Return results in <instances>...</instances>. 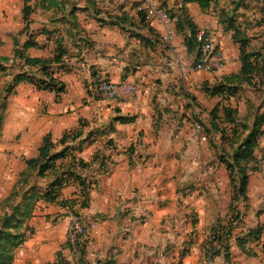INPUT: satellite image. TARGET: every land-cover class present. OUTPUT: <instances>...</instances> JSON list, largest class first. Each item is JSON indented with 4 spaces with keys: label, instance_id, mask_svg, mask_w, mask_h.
Segmentation results:
<instances>
[{
    "label": "crops",
    "instance_id": "crops-1",
    "mask_svg": "<svg viewBox=\"0 0 264 264\" xmlns=\"http://www.w3.org/2000/svg\"><path fill=\"white\" fill-rule=\"evenodd\" d=\"M58 1H65L64 6L59 2L46 9L42 4L47 2L32 0L29 29L20 34L22 27L13 33L6 43L9 54H0L13 56L15 37L22 48L29 34L35 33L38 46L24 52L50 58L56 49L55 37H63L67 54L56 76L65 90L58 94L27 81L15 85L6 95V134L14 139L16 154L24 157L20 176L28 171L26 160L39 156L46 136L56 144L52 153L69 147V154L58 159L54 169L43 176L38 169L33 171L30 183L46 188L72 167L75 175L91 184L87 206H82L87 192L73 179L60 188L56 201L38 202L34 216L27 221L36 227L41 245L33 264L52 263L59 252L67 261L80 264V253L67 243L72 211L87 223H96L85 237L86 264H206L201 245L191 243L189 250L185 240L197 223L205 227L216 220L226 197L218 188L223 180L215 174L224 165L215 161L221 135L212 130L210 116L224 96L210 89L242 68L240 44L232 37L234 27L250 38V50L264 53V0H210L205 8L197 0H159L175 17L173 50L162 38L163 25L139 14L140 0ZM226 12L235 20L231 27L223 22ZM183 13L224 49L227 63L219 71L192 69L199 48L188 50L185 41L191 32ZM53 30L52 36L44 32ZM23 71L42 76L39 68L16 58L0 77L10 85ZM101 77L115 82L136 79L141 93L133 102L98 98L90 90ZM253 82L248 85L250 90L243 85L246 95L240 97L247 98L244 102L232 101V96L223 101L237 108L238 104H253V86L264 92V72L254 75ZM253 110L242 120L250 127L262 113L257 104ZM196 115L203 118L206 130L191 124ZM119 116L130 121H116ZM71 130L79 132L78 138L59 143ZM80 159L88 163L86 167L79 165ZM231 200L232 195L225 207ZM145 209L150 211L146 222ZM191 213L198 214L199 222L192 221Z\"/></svg>",
    "mask_w": 264,
    "mask_h": 264
},
{
    "label": "trees",
    "instance_id": "trees-1",
    "mask_svg": "<svg viewBox=\"0 0 264 264\" xmlns=\"http://www.w3.org/2000/svg\"><path fill=\"white\" fill-rule=\"evenodd\" d=\"M31 1L32 0H23L22 13L24 28L20 31V34L26 32L29 29L30 17L34 11ZM43 1L47 2V4H42V7L46 9L57 6L59 2L63 6L65 3V1L63 2L58 0ZM197 1L204 8L210 6L211 4L210 0ZM168 10L170 11L175 23L174 14L170 9ZM138 12L143 19L148 18L143 11ZM183 16L191 32L185 41L188 50L192 51L196 47L200 49L199 42L197 41L196 37L199 28L189 19L185 13H183ZM224 17L226 18L223 20V22L226 23L227 26L231 27L234 25L235 20L233 16H230L228 12H226ZM44 32H49V35L52 36L56 30ZM232 37L234 42L240 44V60L242 63V68L239 73L226 75L224 77L225 82L222 81L216 83L211 87L210 90L213 94L224 96L223 99L210 111L212 118L211 127L213 131L220 133V135L223 137L226 134L227 128L221 127L218 120L230 125V140L232 143L233 152L227 156H222L220 159L221 162L225 164L227 172H229L228 176L232 185V193H240L241 195L245 196V198H247V189L250 181V166L252 163L257 162L258 160L256 149L261 136L264 134V112L258 113L256 115L255 122L253 126L250 127L246 122L238 121L237 117L239 114V109L231 103H224L223 100L225 98L230 99L231 96L235 97L244 84L254 85V75H259L264 72V53H258L250 50V38L238 27H234V33ZM54 41L56 43L54 55L50 58H39L30 57L24 52L28 48L38 46L35 33L29 34V39L23 44L22 48L18 47L19 40L17 37H15L13 56H0V72H5L7 70V65L12 59L19 58L23 60L25 64L31 67L39 68L42 76L37 77L28 71L18 73L15 76L13 83L8 86V92H11L15 85L22 81H27L36 86L38 89L54 91L58 94L65 90V84L56 76V74L61 67L63 68V58L67 54V48L64 45V39L61 35L55 37ZM1 44L2 40L0 39V46ZM199 55L200 50L198 58ZM115 120L126 123L130 121V118L119 116ZM79 135L80 134L78 131H68L63 135L59 143L65 144L69 139L75 140ZM55 145L56 144L52 141L50 136H46L44 138L43 144L39 148V156L26 160L28 171L21 174V178L17 181L14 191H12L9 195L8 199L14 198L13 204L10 205V209L3 216H0V264L15 263L17 250L28 240L31 233H33V227L30 226L27 221L30 217L34 216L38 202L41 200L51 202L56 201L59 197L60 188L67 185L70 180L73 179L78 181L82 187V192H87L85 193V200L82 203V206H87L88 190L91 184L83 181L80 175H75L72 167L64 170L46 188H41L36 183H30V176L32 175L33 171L38 169L39 175L43 176L45 172L55 168V163L58 159L65 158L69 154V147L63 149L62 151L52 153ZM77 162L81 167H86L88 164L82 159ZM237 177L239 178L238 180H236ZM72 204L73 203H71V207L73 206ZM233 204L234 198L232 197L230 207H233ZM63 205L65 206L66 203H63ZM215 231L217 232L218 230L215 229ZM217 237L220 239V241H222L221 235H218ZM259 239V231L255 228H250L248 229L247 234L237 238V244L244 253L251 256H257V252L253 251L251 243ZM67 243L69 244L68 241ZM84 243L85 240L75 251L81 255L79 260L80 264H86L83 259L85 254ZM224 250L225 260L228 264H233L231 262L230 247L228 244H225ZM49 264L76 263L67 261L62 256L61 252H59L57 259Z\"/></svg>",
    "mask_w": 264,
    "mask_h": 264
},
{
    "label": "rangeland",
    "instance_id": "rangeland-1",
    "mask_svg": "<svg viewBox=\"0 0 264 264\" xmlns=\"http://www.w3.org/2000/svg\"><path fill=\"white\" fill-rule=\"evenodd\" d=\"M22 2L23 0H0V39L2 40L3 46L0 48V54H9L11 49L8 45L6 46V43H8L9 40L11 41L10 36H12L13 33L24 27L21 14ZM8 86L9 83H4L3 79L0 77V216H3L10 209V205L13 204L14 198H8L10 193L14 191L17 181L21 178L19 173L23 170L24 163V157L22 158V156L16 154L17 151L15 152V147L12 145L14 139H11L10 136L6 134V127L9 125L6 121V110L9 103L6 97V95H8ZM244 86L242 92H239V95L237 94L235 100L232 101L238 102L242 100V103L244 99H247L240 97L241 95H246L245 87H247V89L250 88L248 85ZM253 89V92L256 94L254 103L259 106V110L257 111L264 112V92L255 86H253ZM90 91L94 94L93 90ZM94 96L96 95L94 94ZM246 103L247 102H245V104ZM254 103H247L248 107L247 105H245V107L244 105H237L239 109L238 121L244 120L247 113L248 115L254 113ZM231 104L233 103L231 102ZM198 105L199 108H203L200 104ZM218 121L221 127L227 128L226 134L223 137L221 136L220 149L215 153V161L218 159L221 162L220 158L232 154L233 148L230 140V125L221 122V120ZM197 123L205 130L207 129L205 122H203V118H199L196 115L193 121H191V124L195 126ZM208 131V135L211 138L210 141L213 142V136L210 133L212 130ZM218 134L220 135V133ZM256 155L258 159L257 162L252 163L250 166V181L247 189V198L240 193H232V185L231 183L229 184V176H227L229 172L226 174V166L224 164L221 166V170L219 169L215 172L219 180H223L218 188L223 191L222 194L226 195L224 199L222 198L224 200L222 211L217 215L214 222H211L205 227H200L199 223H197L187 233L185 242L188 243V245H186V247L191 243L193 245L199 243L201 245L200 253L203 257L202 261L204 262L205 260L206 264H208L209 258H213L212 264H228L225 260V244H228L230 247L231 262L233 264H264V136L257 146ZM238 179L237 177L236 180ZM230 195L234 198L233 207H230V205L225 207V203H227V199L230 198ZM191 216L192 221L199 222L198 214L193 215L191 213ZM209 221L211 220H207V223ZM32 227L33 233H31V235L29 234L30 237L28 240L17 250V260L15 264H33V262L35 263V261L38 260L41 245L40 240L37 238L36 227ZM250 228H255L259 231L260 239L251 243V247L253 251L257 252V256L244 253L237 244V238L247 234ZM215 229L218 231L216 232ZM218 235L222 236V241L218 239ZM189 248V250L192 249L191 246H189ZM218 256H220L219 261L216 262V257Z\"/></svg>",
    "mask_w": 264,
    "mask_h": 264
},
{
    "label": "built area",
    "instance_id": "built-area-1",
    "mask_svg": "<svg viewBox=\"0 0 264 264\" xmlns=\"http://www.w3.org/2000/svg\"><path fill=\"white\" fill-rule=\"evenodd\" d=\"M138 11H143L148 18L157 20L164 27L162 38L168 42L171 50L174 49V19L168 10L159 0H140L137 6ZM197 41L199 42L200 55L194 63L192 69L195 71H219L227 63V55L222 47L216 45L214 39L206 30H198ZM94 94L101 99H114L125 102H133L141 93L140 84L136 79H124L119 82L98 78L94 87ZM196 129L201 125L197 123ZM69 225L67 229V241L71 248L76 251L78 246L85 240L89 228L96 226L95 222L87 223L84 217L77 212H71L69 215ZM150 218V211L145 209L143 212V221ZM208 264H212V258H209Z\"/></svg>",
    "mask_w": 264,
    "mask_h": 264
}]
</instances>
